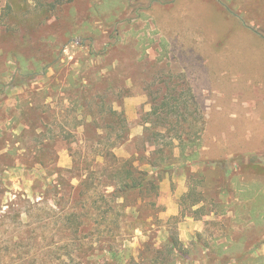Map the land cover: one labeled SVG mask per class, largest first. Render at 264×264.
Here are the masks:
<instances>
[{"label":"rangeland","instance_id":"rangeland-1","mask_svg":"<svg viewBox=\"0 0 264 264\" xmlns=\"http://www.w3.org/2000/svg\"><path fill=\"white\" fill-rule=\"evenodd\" d=\"M0 264H264V0H0Z\"/></svg>","mask_w":264,"mask_h":264},{"label":"trees","instance_id":"trees-1","mask_svg":"<svg viewBox=\"0 0 264 264\" xmlns=\"http://www.w3.org/2000/svg\"><path fill=\"white\" fill-rule=\"evenodd\" d=\"M108 155L110 156V159H113L115 161V164L118 165L115 169L117 171L116 174L112 176L113 178L118 179L117 182L113 183V186L115 188L114 193L116 196L126 199L131 193L141 191L143 188H145L146 184H149L150 182L151 184H154V182L151 181L152 177L150 176L148 171L134 169L135 167L131 164L132 162L128 160H125L123 163H121L122 159H119L113 153H109ZM89 176L90 175H88V178ZM75 188L76 187H74V189Z\"/></svg>","mask_w":264,"mask_h":264},{"label":"crops","instance_id":"crops-1","mask_svg":"<svg viewBox=\"0 0 264 264\" xmlns=\"http://www.w3.org/2000/svg\"><path fill=\"white\" fill-rule=\"evenodd\" d=\"M170 215L174 216L177 215L178 211L177 210H170L169 211ZM213 219V215L209 216V215H202V217H195L194 215H187V221H186V227H187V231L189 233V237L188 238H192V242L194 241V237H195V233L196 232H202L203 228H204V221L206 219Z\"/></svg>","mask_w":264,"mask_h":264}]
</instances>
